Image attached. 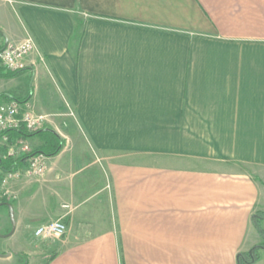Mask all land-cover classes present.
Returning a JSON list of instances; mask_svg holds the SVG:
<instances>
[{"label": "crops", "instance_id": "0c3cea01", "mask_svg": "<svg viewBox=\"0 0 264 264\" xmlns=\"http://www.w3.org/2000/svg\"><path fill=\"white\" fill-rule=\"evenodd\" d=\"M0 31V51L37 46L16 76L0 67L1 103L63 140L73 108L107 173L85 193L54 178L63 148L52 179L1 173L16 223L2 216L0 260L61 218L55 254L28 264H239L264 243V0H0Z\"/></svg>", "mask_w": 264, "mask_h": 264}, {"label": "rangeland", "instance_id": "374dc122", "mask_svg": "<svg viewBox=\"0 0 264 264\" xmlns=\"http://www.w3.org/2000/svg\"><path fill=\"white\" fill-rule=\"evenodd\" d=\"M70 111V118L69 121H66L63 123L62 127L63 130L66 132L64 134V146L62 151L60 152V160L59 164L64 167V170L61 173H57L54 177V173L52 171V163L51 160L47 158V165L48 169L45 174L42 176H38L35 178H40L42 180L47 179L49 176L52 179L54 178H60L63 181L67 183L73 184H79L82 185L83 188L86 190H90L89 187L93 183H97L102 181L104 178L106 179L107 173L105 169L103 170L101 165H97L96 163L92 164L91 157H87L88 151H89V143L85 137V134L80 127L79 122L77 121L75 117V112L73 108H68ZM40 138H34L31 140V145L29 143H26L30 150H35L38 147L35 144L38 142ZM9 147L8 149H10ZM16 153V155H18ZM7 155L5 153H1L0 157L1 159H4ZM54 163V162H53ZM107 180V179H106ZM4 182V177H0V185ZM9 200L8 202H10ZM40 211L45 210V208H42L39 206ZM2 216L5 218H8V222L12 224L11 217H10V210L8 207H0V235L6 236L8 231L6 227L3 225ZM14 220L16 223V216L14 215ZM58 220V219H56ZM66 225H68L67 220L64 221ZM34 225V224H33ZM69 226V225H68ZM32 224L27 229V235L25 242H23L21 248L19 250H15L17 254V257L15 260H0L1 264H28L31 262H37L41 260L42 256H44V260H48L51 256H53L56 252V250L52 249V245L56 243L58 240H51V241H42L34 237L32 234ZM262 238V237H261ZM14 239V238H12ZM11 238H0V245L3 243L4 245L6 243H9L10 241H14ZM263 239V238H262ZM264 241V239H263ZM20 242V241H19ZM17 242V243H19ZM264 244V243H263ZM13 245V244H12ZM12 247V246H11ZM264 250H261L259 252V257H264L263 254ZM1 254V253H0ZM48 255V256H47ZM42 259V260H43ZM43 260V261H44ZM264 264V263H263Z\"/></svg>", "mask_w": 264, "mask_h": 264}, {"label": "built area", "instance_id": "2783aa9c", "mask_svg": "<svg viewBox=\"0 0 264 264\" xmlns=\"http://www.w3.org/2000/svg\"><path fill=\"white\" fill-rule=\"evenodd\" d=\"M36 51V43L31 37L19 44L3 47L0 51V67L5 72L24 70L26 67L25 58ZM46 126V117L33 115L27 103H21L18 100L0 103V131L18 130L25 127L28 132L34 133L45 129ZM4 139L7 141L6 138ZM9 147L11 148L8 149V154L15 158L23 154H29L32 151L25 141L16 142ZM18 152L19 154L16 155ZM46 161L47 157L44 155L33 156L27 164L28 166L24 171L25 174L30 177L42 176L48 169ZM15 172L6 175L11 177ZM62 208L70 210L71 206L64 204ZM66 234L67 225L62 218L43 223L34 231V237L42 241L60 240Z\"/></svg>", "mask_w": 264, "mask_h": 264}, {"label": "trees", "instance_id": "16d2710c", "mask_svg": "<svg viewBox=\"0 0 264 264\" xmlns=\"http://www.w3.org/2000/svg\"><path fill=\"white\" fill-rule=\"evenodd\" d=\"M23 70L18 72H6L1 76L6 78H12ZM11 95L1 94L0 103L3 100L9 99ZM19 100V99H18ZM39 137L44 141V145L32 150L29 154H23L17 158L12 157L8 154L7 147L1 148L0 152L5 153L7 156L1 159L0 162V174H10L18 171L22 167L28 164L29 160L33 156L44 155L46 157H52L57 155L64 146V140L51 129H42L40 131L30 133L25 127L18 130H7L0 131V139H7L8 146H12L16 142L25 141L31 138ZM7 202L6 196L4 195L0 204L4 205ZM254 225L258 230L260 236L264 239V230L261 228V221H264V214L258 213L253 217ZM264 250V244L254 247L248 254L239 256V264H254L259 261V252Z\"/></svg>", "mask_w": 264, "mask_h": 264}, {"label": "water", "instance_id": "95a60500", "mask_svg": "<svg viewBox=\"0 0 264 264\" xmlns=\"http://www.w3.org/2000/svg\"><path fill=\"white\" fill-rule=\"evenodd\" d=\"M0 34L1 35H3L4 37H5V34L2 32V31H0ZM8 46V40L6 39V43H5V46H4V48H6ZM0 162H1V159H0ZM2 204H0V206H1ZM7 206L9 207V209H10V217H11V222H12V225H13V230L15 229V220H14V212H13V207H12V205H10V204H7ZM13 232L14 231H12V233L11 234H13ZM1 237H5V236H1L0 235V238ZM7 255H2V254H0V257H6Z\"/></svg>", "mask_w": 264, "mask_h": 264}]
</instances>
